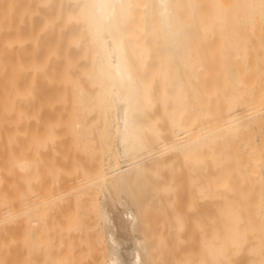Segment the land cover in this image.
I'll return each instance as SVG.
<instances>
[{
	"label": "bare ground",
	"instance_id": "bare-ground-1",
	"mask_svg": "<svg viewBox=\"0 0 264 264\" xmlns=\"http://www.w3.org/2000/svg\"><path fill=\"white\" fill-rule=\"evenodd\" d=\"M260 21L264 0H0V264L84 254L92 217L109 264H128V239L129 264H150V217L175 209L180 264L251 252L254 143L241 159L238 137L264 109L239 70Z\"/></svg>",
	"mask_w": 264,
	"mask_h": 264
},
{
	"label": "rangeland",
	"instance_id": "rangeland-1",
	"mask_svg": "<svg viewBox=\"0 0 264 264\" xmlns=\"http://www.w3.org/2000/svg\"><path fill=\"white\" fill-rule=\"evenodd\" d=\"M259 23L260 24L257 27L259 29L255 27L256 28L255 31L257 30L258 31L257 32L254 31V34L252 35L253 37L251 38L252 47L250 49L251 50V53L249 56L250 60L248 58V60L251 62H247V61L246 63L244 62V64H241L242 67L240 66L244 70L242 71H240L239 69L238 70L241 73V76L245 77V79L243 78L242 82L243 83L247 82L246 83L247 86L244 84L245 86L242 87L243 89L241 88L242 91L243 90L245 91V94L243 91L244 96L245 97L252 96V98L255 99V102L251 106L255 105L258 109L256 107L254 108L257 111L261 112L262 109H264V22L263 24L261 21ZM243 83L241 84V86L243 85ZM248 94H251V95L248 96ZM243 108L244 110L241 109V111H244V113H247L246 111L247 107H243ZM251 125H252L250 126L251 129H249L250 132H248L249 134H247V132L245 133V131L241 132V134H239L238 141L240 143L239 155L241 159L243 158L245 159L246 157V150L243 148L242 145L248 141L249 142L253 141L251 143L252 145L254 143L253 145L254 154H252L253 156L251 158L252 162L250 161L251 162L250 166L253 168V172H255L254 175H252V178L254 179V188H253L254 195L252 196L253 197L252 203L254 202L253 204L254 206H252L253 207L252 215H254L253 222H255V227H254V231H253L252 239H251L253 241V250L251 252L249 251L248 249L249 245L245 241L244 242L241 241L240 243H238V247H236L235 245V247L237 248V251L235 252L236 254L233 253L231 257H232L233 262L235 261L236 264H250L251 262L253 264H262L264 260V209L262 210L263 206H261L260 204L263 200L262 196L264 195V144H263L264 142V116H259L257 117V119L252 120ZM245 171H247L246 167H243L242 165L240 166L239 164L238 171L235 173V176H234L235 182H231L227 189L228 199L226 201V206L228 207L230 214L232 215V216L230 215V217L227 219V224H228V228L230 229V231L233 232V235L231 234L233 236V239L237 235L236 233L237 230L234 225L239 222L238 217L240 213H239L238 208H239V204L242 201V197H243L242 189L248 186V183L246 180L245 182L241 181L242 174ZM234 183H235V188H234ZM119 206H122V208ZM119 206H118V211L120 210V212H123V210L125 211L127 210V208L124 207L123 205L119 204ZM175 210H177L176 213H174L175 211L172 210L168 214H166L167 217L165 216V214H163L164 216L162 215L161 216L162 218H161L160 217L161 214H156V213L155 214L159 215V217L157 216L150 217V218L153 217V219H151L152 220L151 222L153 223V228L149 231L150 234H152L151 239H153L152 236L156 237L155 241L152 242L154 244L153 249L159 250V247H161L160 248V251H161L162 247L164 248L163 254L161 255H160L161 252L158 253L159 251L158 252L155 251L156 253H158V255L155 253L153 260L149 261V263L151 262L150 264H180L181 260L184 263L185 261L183 258H186L184 257V255H186V253L184 254V252H187L189 249H192L191 247L186 251L185 249H187V247L184 244L187 242L186 243L187 246L192 245V238L190 235L191 233L189 231L190 229L185 230L186 228H183L179 230L178 228L172 227L170 220L173 218V216L175 217L177 213L179 214L178 210L180 209H175ZM171 212H173L174 214L173 213L170 214ZM183 213L180 212V216ZM241 214H242V210H241ZM169 215L171 217H168ZM165 220H166V223H165ZM241 223H242V230H241V233H242L244 229L243 226H244L245 220L244 222L242 221ZM167 224H170V225L168 226ZM169 227L171 230H169ZM188 227L189 226L187 225V228ZM174 229H177L178 232L177 230L173 232ZM182 230H183V233H182ZM101 233H102L101 227L99 225H94V218L93 217L91 219L87 218V225L82 230V235L84 237V240L81 241V244L79 245V248H78L80 251L84 252V254H80V255L68 258L66 260H60V258H55V257H33L31 256L28 259L23 258V259L15 260L12 262V264H109L108 256L106 255L105 242L101 240ZM177 233H179L180 235H178ZM132 234H134V237L141 236L140 230H137L133 233L129 232L130 236ZM185 235L190 239H188L187 237L185 238L184 237ZM162 236H165V237L162 238ZM134 237L132 235V238ZM175 237H178L180 241H178V239ZM183 237L187 240H183L184 239ZM164 238L165 240L162 241ZM242 239L243 238L241 237V240ZM124 241L126 240L122 241L123 244H121V247H120L122 249L120 250H122L121 254L124 257V260L126 261V263L129 264L130 252L132 253V251L135 250L136 242L131 239H128V241L130 242H127V243ZM188 241L189 242L191 241L190 244H188L189 243ZM162 242H164V244ZM158 245L159 247L157 248L156 246ZM188 254L190 256V252ZM230 261L231 259L229 257L228 263ZM185 264H187V260Z\"/></svg>",
	"mask_w": 264,
	"mask_h": 264
}]
</instances>
